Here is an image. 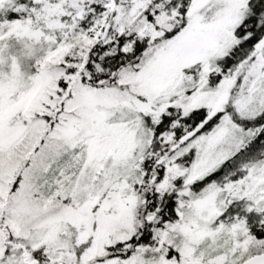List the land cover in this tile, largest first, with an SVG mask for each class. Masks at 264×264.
Segmentation results:
<instances>
[{"label": "snow or ice", "instance_id": "6c2138e0", "mask_svg": "<svg viewBox=\"0 0 264 264\" xmlns=\"http://www.w3.org/2000/svg\"><path fill=\"white\" fill-rule=\"evenodd\" d=\"M0 264H264V0H0Z\"/></svg>", "mask_w": 264, "mask_h": 264}]
</instances>
